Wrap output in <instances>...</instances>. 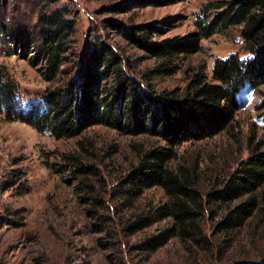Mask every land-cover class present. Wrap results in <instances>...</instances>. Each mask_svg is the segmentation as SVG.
<instances>
[{"label":"trees","instance_id":"obj_1","mask_svg":"<svg viewBox=\"0 0 264 264\" xmlns=\"http://www.w3.org/2000/svg\"><path fill=\"white\" fill-rule=\"evenodd\" d=\"M55 1H35L34 21L28 29L11 28L1 18L0 32L20 33L21 44L32 48V65H39L46 79L64 75L61 84L41 99L19 105L13 79L0 73V114L54 138L78 136L74 150L66 153L63 165L54 169L63 171L67 166L79 186L87 188L102 177L93 141L83 136L86 128L100 124L123 135L141 137L132 143L135 159L114 192L120 195V204L132 210L125 227L140 229L166 221L144 240L150 249L176 238L185 249H211L220 257L241 228L249 224L264 226V139L247 140L246 157L214 177L212 187L206 190L200 182L198 160L178 159L183 143L208 138L232 124L243 89L264 85V0H210L196 15L193 31L159 39L151 38L159 32L154 22L125 29L113 24L120 36L159 60L149 69L152 74L174 73L179 69V58L201 48V38L237 28L246 54L216 57L210 76L201 66L189 72L183 87L161 91L123 70L120 54L98 38L66 67L74 18L65 4L55 5ZM130 1L137 6L168 0ZM258 107L264 114V94ZM260 127L264 131V124ZM14 175L17 179L21 176L17 170ZM152 186L160 187L164 198L134 213L135 201ZM92 199L99 202L97 197ZM220 234L223 236L219 239L213 238ZM228 264H264V256L241 257Z\"/></svg>","mask_w":264,"mask_h":264},{"label":"rangeland","instance_id":"obj_2","mask_svg":"<svg viewBox=\"0 0 264 264\" xmlns=\"http://www.w3.org/2000/svg\"><path fill=\"white\" fill-rule=\"evenodd\" d=\"M35 1L0 0V20L10 23L11 28L28 29L34 21ZM208 1L168 0L134 6L130 0H57L54 4H65L69 16L74 18L65 66L72 64L83 48L98 38L120 54L123 70L142 83L149 81L157 91L183 87L189 72L201 66L210 76L214 58L234 52L240 56L246 54L237 28L201 38V48L179 58V69L174 73L152 74L149 69L159 60L129 43L113 25L125 29L154 22L159 32L152 39L183 35L195 29L194 19ZM19 34L0 32V73L13 79L16 102L26 105L61 84L64 75L46 79L39 65L30 62L32 48L21 44ZM263 94L264 85L243 89L239 94L241 106L230 126L179 147L182 156L178 159L198 160L204 190L212 187L214 177L246 157L247 140L263 141L264 131L260 126L264 124V114L258 107ZM83 134L93 141L102 177V181L88 188L79 186L67 166L64 165L63 171L54 169L63 165L66 153L74 150L78 136L54 138L0 114V264H228L241 257L264 256V226L252 224L236 233L220 257L211 249L201 250L196 246L185 249L176 238L150 249L144 240L166 221L140 229L125 227L132 210L123 207L120 195L114 192L135 159L132 143L141 137L123 135L100 124L86 128ZM16 170L21 174L19 179L14 175ZM93 197L99 202H93ZM163 198L160 187L145 188L135 201L133 212ZM220 236L223 235L213 238Z\"/></svg>","mask_w":264,"mask_h":264}]
</instances>
